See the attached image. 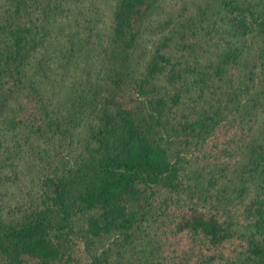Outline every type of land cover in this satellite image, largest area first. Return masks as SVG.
<instances>
[{
	"label": "trees",
	"instance_id": "16d2710c",
	"mask_svg": "<svg viewBox=\"0 0 264 264\" xmlns=\"http://www.w3.org/2000/svg\"><path fill=\"white\" fill-rule=\"evenodd\" d=\"M0 264H264V0H0Z\"/></svg>",
	"mask_w": 264,
	"mask_h": 264
}]
</instances>
